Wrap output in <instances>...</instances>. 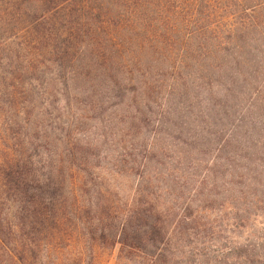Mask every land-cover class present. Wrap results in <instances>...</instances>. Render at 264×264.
I'll return each mask as SVG.
<instances>
[{"label": "trees", "instance_id": "1", "mask_svg": "<svg viewBox=\"0 0 264 264\" xmlns=\"http://www.w3.org/2000/svg\"><path fill=\"white\" fill-rule=\"evenodd\" d=\"M263 9L264 0H0V45L10 42L16 53L15 71L0 77V110L18 139L0 158V247L36 250L96 237L149 264H168L169 257L173 264H264V251L179 247L181 221L172 224L143 184L122 199L113 185L87 182L88 171L74 168L90 156L68 150L56 115L81 74L86 80L100 73L99 87L124 82L120 63L129 45L191 61L173 65L177 87L216 79L234 92L254 79L256 59L264 57L263 33L254 34ZM150 15L161 28L145 25Z\"/></svg>", "mask_w": 264, "mask_h": 264}, {"label": "rangeland", "instance_id": "2", "mask_svg": "<svg viewBox=\"0 0 264 264\" xmlns=\"http://www.w3.org/2000/svg\"><path fill=\"white\" fill-rule=\"evenodd\" d=\"M258 14L263 22L254 34L257 39L263 33L264 47V9ZM152 18L145 25L161 28ZM4 43L0 77L16 68L15 48ZM129 46L133 50L120 63L125 81L118 87H99L100 73L91 72L64 92L68 104L61 97L56 115L64 143L90 156L74 169L87 170V182L117 187L111 190L115 198L130 199L143 184L169 210L172 224L181 221L175 229L179 247L263 252L264 57L256 59L254 79L227 94L216 79L177 87L173 65L191 61L152 53L149 45ZM186 68L181 75L187 78ZM8 119L0 110V158L18 141ZM127 251L90 237L82 244L65 240L63 247H0V264H149Z\"/></svg>", "mask_w": 264, "mask_h": 264}]
</instances>
